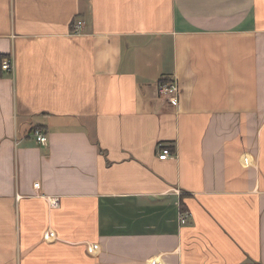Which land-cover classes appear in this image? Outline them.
I'll list each match as a JSON object with an SVG mask.
<instances>
[{
  "label": "crops",
  "instance_id": "0c3cea01",
  "mask_svg": "<svg viewBox=\"0 0 264 264\" xmlns=\"http://www.w3.org/2000/svg\"><path fill=\"white\" fill-rule=\"evenodd\" d=\"M2 55L0 264H264V0H0Z\"/></svg>",
  "mask_w": 264,
  "mask_h": 264
},
{
  "label": "built area",
  "instance_id": "2783aa9c",
  "mask_svg": "<svg viewBox=\"0 0 264 264\" xmlns=\"http://www.w3.org/2000/svg\"><path fill=\"white\" fill-rule=\"evenodd\" d=\"M80 26V22L75 25L76 32L80 29ZM0 68L1 70L12 72L14 68L12 58L9 56H4L0 61ZM157 93L160 97L168 98L169 100H174L178 94V84L175 82V80H166V82H158ZM33 135L37 142L41 144L47 143V137L42 131L34 130ZM157 149L158 159L160 160H164L172 156L171 147L166 143H158ZM35 186L37 187L38 184L36 183ZM187 218L188 214L182 213L180 215L181 224L187 223Z\"/></svg>",
  "mask_w": 264,
  "mask_h": 264
},
{
  "label": "trees",
  "instance_id": "16d2710c",
  "mask_svg": "<svg viewBox=\"0 0 264 264\" xmlns=\"http://www.w3.org/2000/svg\"><path fill=\"white\" fill-rule=\"evenodd\" d=\"M6 56V55H5ZM4 57V55H2V56H0V61H1V59ZM159 82H166V80H160ZM34 130H40L41 131V129L40 128H34ZM33 130V131H34Z\"/></svg>",
  "mask_w": 264,
  "mask_h": 264
}]
</instances>
